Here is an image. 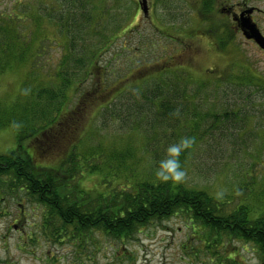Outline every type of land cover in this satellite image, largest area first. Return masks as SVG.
<instances>
[{"label": "rangeland", "instance_id": "374dc122", "mask_svg": "<svg viewBox=\"0 0 264 264\" xmlns=\"http://www.w3.org/2000/svg\"><path fill=\"white\" fill-rule=\"evenodd\" d=\"M45 2L55 4L54 0ZM84 3L95 21L88 26L90 30L85 34L87 57L91 49L94 51L104 42L100 36L91 33V29L97 32L102 29L110 47L99 62L103 66L115 58L111 65L117 63V69L108 70L104 76L101 75V79L93 73V78H88L87 82L79 86L75 83L66 89L69 105L63 110L61 118L68 120L66 131L61 135H57L61 128L55 130L54 134L50 129L52 132L48 131L40 138L27 137L21 141L18 139L21 127L17 129L12 123L0 127V155L31 157L34 168L40 173L50 170L58 178L68 181L70 189L77 187L79 191L87 190L94 197L92 201L101 198L103 202L111 186L114 188L112 193L121 192L122 187L128 185V179L159 182L154 176V167L169 144L168 138L173 130L168 123L171 122L160 116L159 109L143 114L126 111L119 115L121 110L126 109L121 108L118 100L124 87L140 81V74L146 76L167 71L166 60L177 50V46H169L162 31L157 29L148 26L130 30L123 28L129 15L134 16V0H84ZM104 6L109 7L106 9ZM57 8L61 9V4ZM161 11L164 13L162 7ZM101 13V20L96 21ZM141 20L143 22L144 18ZM29 29H33V26L30 25ZM116 36L118 38L111 43ZM37 38L34 50L37 49L38 40H45L42 46L46 52L35 59L31 57L32 66L14 64L0 75V120L5 118L11 122L19 103L22 107L32 102V93L35 96L28 106L29 111L37 103L36 95L41 90L59 88V80L53 76L57 74L56 65L63 59L60 46H67L69 38L58 35L50 24L37 34ZM245 50L244 56L239 54L234 57L227 54L217 56L207 50L196 59L194 67L197 71L191 75L196 80L209 79L210 84L211 78L226 79L234 73L241 79L245 76L253 78L255 85L249 83L242 92L234 91L229 85L224 86L225 91L215 94L229 99L203 104L204 111H199L200 116H197L200 126L214 122L215 117L211 118L210 115L215 112L212 110L215 105L219 107L223 103L226 108L240 106L241 110H234L238 116L233 121L216 124L219 128L214 129V135L206 136L196 152L189 156L185 162L188 176L182 184L206 190L211 195L222 189L225 195L220 200L230 201L228 212L237 207L240 199L250 196L248 189L253 188L254 194L248 197V203L252 217L258 218L264 214V53L251 45ZM186 59L184 56L182 61ZM177 63L179 65V59L175 56L172 65L177 66ZM129 93L126 96L132 97ZM109 103L113 105L105 110ZM73 114L76 121L70 118ZM35 127L40 129L37 123ZM150 135L162 140L163 146L153 145V141L147 138ZM91 151L101 157L84 161L83 155ZM125 152L129 155H124ZM74 154L75 157H72ZM122 156L129 159H124V164L119 166L117 158ZM74 166L79 169L74 171ZM247 180H251L253 187L244 184ZM240 184L249 185V188L240 187ZM46 218L49 219L48 211L29 195L26 188L13 195L0 193V245L8 246L12 252V248L17 246L34 247L37 239L42 247L54 245L55 256H64L62 248H66L69 254L79 257L80 264H233L232 261H236V264H264L263 255L254 243L228 237L217 240L207 236V232L202 239L198 237L202 233L200 225L194 224L186 214L180 212L141 227L130 238L114 239L103 231L85 232L84 243L78 239L79 235L72 226L61 229L54 220L50 227ZM15 225L19 226L20 231L14 229ZM208 244L212 248L207 250ZM75 245L85 246L83 252L77 250ZM76 251L79 252L76 254ZM69 254L66 255L71 256ZM24 257L26 259L21 258L20 264H30L29 255Z\"/></svg>", "mask_w": 264, "mask_h": 264}, {"label": "trees", "instance_id": "16d2710c", "mask_svg": "<svg viewBox=\"0 0 264 264\" xmlns=\"http://www.w3.org/2000/svg\"><path fill=\"white\" fill-rule=\"evenodd\" d=\"M54 1L55 4L46 3L45 0H0V75L7 72L14 64L25 63L32 66L31 57L35 59L46 52L42 46L45 40L41 42L38 40L37 49L34 50V42L38 39L37 34L45 29L46 25L50 24L56 29L58 35L69 38L67 46H60L63 59L56 65L57 74L52 75L59 80L58 90H41L36 95L37 103L29 111L28 106L34 101L35 96V93H32V102L22 107L19 103L11 122L5 118L0 120V127L6 124L11 125L10 123L13 124L14 121L20 122L21 131L18 132V139L21 141L27 137L39 136L40 138V135H45L50 129H53L52 134H54L55 130L61 128L57 135L63 134L68 120L61 118L63 110L69 105L65 96L66 89L72 84L76 83L79 86L80 83L87 82L88 78H93V73L98 74L101 79V75L104 76L108 70L117 69V63L111 65L115 58L110 59L103 66L99 62L110 47L107 35L102 29L100 32L91 29V33H95L97 37L100 36L104 42H99L101 44L94 51L91 49L87 57L85 34L87 30H90L87 29L88 26L95 21L92 20L91 10L87 8L84 0ZM59 4L62 6L61 9L57 8ZM102 15L103 13L96 21ZM30 25L33 29H29ZM117 38L118 36L111 39V43ZM140 76L138 83L124 87L119 94L118 101L121 108L126 109L121 110L119 115L126 111H138L143 114L159 109L160 116L171 122L168 123V127H172L173 130L168 138L169 143L184 135L196 137L197 143L194 148L181 156L184 162L193 152H196L206 136L214 135V129L219 128L216 124L223 125L233 121L237 118L235 116H238L234 110H241L240 106L226 108L223 103L219 107L215 105L212 109L215 112L210 115L211 118L215 117L214 122L208 126L204 124L200 126L197 116H200L199 111H204L203 104L229 99L215 94L221 93L224 86L229 85L228 87L233 88L234 91L242 92L249 83L255 85L253 78L245 76L241 79V76L237 77L234 73L226 79L211 78L210 84L209 79L196 80L183 70L179 72L163 70L158 74L146 76L140 74ZM98 84L101 86V82ZM131 90L132 93H129ZM128 93L132 97L126 96ZM235 99L239 100V98ZM112 105L109 103L104 109ZM70 118L76 121L74 114ZM58 121L60 122L56 124ZM36 123L40 129L35 127ZM158 123L161 124L160 121ZM46 138L45 136L44 139ZM147 138L153 141V145L163 146L162 140L155 136L150 135ZM124 155L128 156L129 153L125 152ZM72 157H75V154ZM100 157L101 155L95 156L93 151L83 155L84 161L97 160ZM30 158L21 155H15V158L0 155V193L5 196L13 195L22 188H26L29 195L48 211L49 219L45 220L50 227L55 220L60 224L61 229L72 226L80 236H85V232L90 234L94 231H103L109 237L122 239L130 238L141 227L151 222L168 219L180 212L186 214L194 224L200 225L202 233L199 232L198 237L204 239L207 232V236L217 240L228 237L233 240L252 242L259 247L264 258V214L258 218L252 217L248 197H251L254 191L253 188H249V185L248 187L241 185L242 182L240 187L249 188L250 196L240 199V203L232 212H228L230 201L218 200L206 190L186 187L182 183H155L139 178L128 179V185H124L120 193H112L114 188L111 186L107 195L103 197V199L106 198L103 202L101 198L92 201L94 197L90 196L89 191L84 189L79 191L77 187L70 189L68 181L58 178L52 171L40 173L34 168ZM124 159L129 158L123 156L117 158L119 166L124 164ZM78 166H74L75 168L71 170L76 171L79 169ZM247 181L244 184H251L253 187L251 180ZM193 228L195 234L194 225ZM210 248L212 247L209 244L206 245L207 250Z\"/></svg>", "mask_w": 264, "mask_h": 264}, {"label": "flooded vegetation", "instance_id": "af4514ba", "mask_svg": "<svg viewBox=\"0 0 264 264\" xmlns=\"http://www.w3.org/2000/svg\"><path fill=\"white\" fill-rule=\"evenodd\" d=\"M134 3V16L129 15L123 28L130 30L148 26L162 31L164 39L169 42L167 44L177 46L166 60L169 71L183 70L187 75H193L197 71L194 67L196 59L207 50L217 56H244L245 48L251 45L264 53L253 37L258 34L264 38V0H134ZM175 56L179 59L177 66L172 65ZM184 56L187 59L183 62ZM14 229L20 231L18 225ZM78 237L84 243L85 236ZM38 244L36 239L34 247L17 246L12 248V252L8 246L0 245V264H20L24 255H29L30 264H80L79 257L69 254L66 248L60 247L64 256H55L54 245L42 247ZM75 246L82 252L85 248L83 245Z\"/></svg>", "mask_w": 264, "mask_h": 264}, {"label": "clouds", "instance_id": "9594fccd", "mask_svg": "<svg viewBox=\"0 0 264 264\" xmlns=\"http://www.w3.org/2000/svg\"><path fill=\"white\" fill-rule=\"evenodd\" d=\"M27 91V90H26ZM16 128L21 127L18 121L13 122ZM197 140L195 136H180L177 140L167 144L164 155L159 159L154 167V176L159 182L174 184L183 183L188 176V169L185 167V162L181 156L190 151L196 145ZM216 199H223L225 193L222 189L213 193Z\"/></svg>", "mask_w": 264, "mask_h": 264}, {"label": "water", "instance_id": "95a60500", "mask_svg": "<svg viewBox=\"0 0 264 264\" xmlns=\"http://www.w3.org/2000/svg\"><path fill=\"white\" fill-rule=\"evenodd\" d=\"M253 37L256 39L257 43L264 49V38L258 34H254Z\"/></svg>", "mask_w": 264, "mask_h": 264}, {"label": "bare ground", "instance_id": "6f19581e", "mask_svg": "<svg viewBox=\"0 0 264 264\" xmlns=\"http://www.w3.org/2000/svg\"><path fill=\"white\" fill-rule=\"evenodd\" d=\"M113 188V187H112Z\"/></svg>", "mask_w": 264, "mask_h": 264}]
</instances>
